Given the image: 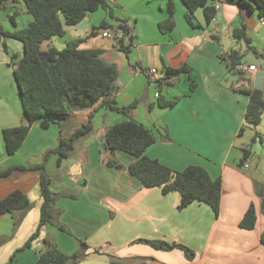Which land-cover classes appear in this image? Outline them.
<instances>
[{"label": "crops", "instance_id": "crops-1", "mask_svg": "<svg viewBox=\"0 0 264 264\" xmlns=\"http://www.w3.org/2000/svg\"><path fill=\"white\" fill-rule=\"evenodd\" d=\"M168 2L176 10V27L169 34H162L159 23L168 18ZM109 3L115 18L126 20L130 26L134 44L128 54L113 42L111 27L120 22L105 10L101 13L102 9L89 14L78 25L66 27V34L48 40L47 47L63 50L69 42L81 41V50H102V59L118 69L116 90L110 99L119 107L139 101L132 117L149 128L169 131L170 140L164 141L158 134L156 143L145 155L174 171L197 165L204 167L212 178L221 177L219 215L200 202L180 210L178 192L164 194L161 188L144 187L128 170L136 158H124L120 154L123 152L110 153L104 147L106 129L127 118L105 108L102 101L77 105L71 107L72 120L65 125L66 134L71 135L90 116L92 132L77 140L73 152L61 163L59 155L52 154L45 165L53 191L75 196L60 197L56 204L62 211L61 222L72 234L53 225L44 226L32 247L17 255L15 264H36L45 238L55 240L66 254L79 249L78 240L86 242L88 256L79 264H264V195L257 193V188L264 186V112L257 129L245 121L249 104L245 91L259 89L264 93V21L255 9H240L226 0L214 4L219 9L211 23L206 22L202 9L196 12L195 23L200 28H192L186 22L180 0ZM176 13L185 23L180 22L179 32ZM13 14L16 26L11 21ZM32 21L33 16L18 0L0 12V24L6 31L25 29ZM102 23L108 27H102ZM242 26L250 45L233 37L234 30ZM106 30L111 31L108 38L103 37ZM7 46L9 53L0 47V169H26H15L0 177V200L21 190L33 206L16 231L11 214L0 216V238H8L0 242V264H7L38 227L41 171L33 168L44 162L47 151L58 146L59 136L58 125L43 129L35 123L18 151L13 155L7 153L3 131L25 122L13 74L15 64L23 56V46L12 39ZM233 51L242 59L231 70L222 57ZM12 54L17 55L14 61ZM240 65L244 69H239ZM184 66L190 68L189 73L160 86L168 68ZM249 66L256 70H248ZM152 69H157V74H152ZM159 95L176 100V105L159 107ZM52 129L48 141L49 133L44 132ZM256 132L262 137L252 142ZM246 147L251 149L252 156L242 165ZM111 159L117 160L118 165L109 166ZM251 204L256 208V226L252 230L242 229L240 223ZM138 240L181 244L193 250L195 257L190 260L181 249L158 250Z\"/></svg>", "mask_w": 264, "mask_h": 264}, {"label": "trees", "instance_id": "trees-1", "mask_svg": "<svg viewBox=\"0 0 264 264\" xmlns=\"http://www.w3.org/2000/svg\"><path fill=\"white\" fill-rule=\"evenodd\" d=\"M18 1L24 6L27 13L33 16V21L27 28L13 32L6 31L0 24V47H3L9 53L7 41L10 39L20 42L23 46V56L15 64L13 74L25 122L17 128L3 131L7 153L13 155L18 151L35 123H39L43 129L58 125L59 136L58 146L47 151L44 155V162L33 168L41 171L42 205L38 227L25 244L12 255L7 264H15L17 255L32 247L33 242L39 238L44 226L53 225L61 231L72 234L69 228L61 222L62 211L56 207V204L60 197L75 198V196L73 194H57L53 191L52 179L47 173L45 165L52 154L59 155L58 163H61L62 159L69 157L73 152L76 141L92 132L94 124L93 116H90L88 121L71 135L66 134L65 125L72 120L71 107L77 105L94 104L102 101L105 108L127 118L106 129L104 147L110 153L120 151L135 157L136 160L129 166L128 170L130 175L136 177L144 187L161 188L164 194L178 192L181 196L180 210L194 202H200L210 206L215 215L218 216L222 198L221 177L212 178L204 167L197 165L188 166L182 171H174L159 160L151 159L145 155L147 149L156 143L158 134L162 140H170L169 131L165 129L164 132H161L159 129L149 128L136 121L132 117V111L136 109L139 101H134L128 106L119 107L115 100L110 99V96L116 90L118 69L115 64H108L102 59V50H81L79 48L81 41H71L63 50H58L55 47H50L47 50L41 48L42 43L45 41L54 37H63L66 34V27L78 25L89 14L100 9L105 10L111 18L116 19L109 0ZM180 1L185 7V20L192 28H200L195 23V14L199 9L203 10L207 23H211L216 17L217 10L214 4L218 0ZM226 1L250 12L255 9L258 16L264 21V0ZM16 2L17 0H0V12L9 5L16 4ZM167 11L168 18L159 23L162 34H169L176 27V10L172 2H168ZM15 15L11 16V21L16 26ZM116 20L120 22L117 26L118 30L123 33L122 38H115L117 47L120 51L128 54L134 44V38L130 35V26L126 20ZM102 27L107 28L108 26L102 23ZM111 29H114V27H111ZM233 37L237 41H245L248 45L251 43L245 26L235 29ZM253 51L256 52L255 49ZM15 59H17V55L12 54V60ZM222 59L227 61V66L231 70H234L240 64L242 56L233 51L223 56ZM189 72L190 68L185 66L179 69L168 68L165 82H160V86L174 81L183 73ZM194 88L195 85L192 84L191 89ZM245 93L249 96L245 121L246 124L257 129L262 122L264 112V93L259 89L246 90ZM176 103V100H166L159 95L158 106L161 108H172ZM245 127H242L240 135L245 131ZM261 137L256 132L252 142L258 138L261 139ZM243 155L242 165L252 156L251 149L243 148ZM108 165L113 167L118 165V162L111 159L108 161ZM15 169L26 168L10 167L0 169V177L8 176ZM257 193L263 196L264 186L258 187ZM32 206L33 203L27 194L21 190H14L7 197L0 200V216L11 214L14 217V231H16ZM256 222V208L254 204H251L240 223V227L252 230L255 228ZM7 239L0 238V242ZM261 240L264 243V233ZM137 242L163 251L181 249L188 259L192 260L195 257L193 250L181 244L152 240H138ZM78 244L79 249L76 252L66 254L58 248L55 240L45 238L43 247L38 251L36 264H79L87 258L89 246L82 240H78Z\"/></svg>", "mask_w": 264, "mask_h": 264}, {"label": "rangeland", "instance_id": "rangeland-1", "mask_svg": "<svg viewBox=\"0 0 264 264\" xmlns=\"http://www.w3.org/2000/svg\"><path fill=\"white\" fill-rule=\"evenodd\" d=\"M157 2H159V1H157ZM116 12H117V9L115 10ZM100 12L102 13L103 12V10H100ZM22 17V16H21ZM181 18H182V16H181ZM176 21H177V23H178V27H177V30H178V32L181 30V28H182V26H181V24H185V23H182V21H180V17H179V14L178 13H176ZM180 22H181V24H180ZM8 25H10V26H12V24H11V22H9V23H7ZM9 27V26H8ZM48 40L47 41H45L42 45H41V48L43 49V50H47V49H49V47H47V44H48ZM113 42H115V44L117 45V42H116V40H113ZM40 131L42 130V129H39ZM53 130L54 129H52V130H48V131H45L44 133H49V138H48V141L52 138V133H53ZM43 132V131H42ZM45 141H47V140H45ZM122 156H124V158H130V156L129 155H126V154H124V153H120ZM40 196H41V191H40Z\"/></svg>", "mask_w": 264, "mask_h": 264}, {"label": "built area", "instance_id": "built-area-1", "mask_svg": "<svg viewBox=\"0 0 264 264\" xmlns=\"http://www.w3.org/2000/svg\"><path fill=\"white\" fill-rule=\"evenodd\" d=\"M215 8H216V10H218V9H219V6L216 5ZM115 28H116V29H115ZM115 28L112 29V30L114 31V37L117 38V39L122 38V37H123V33H122V31L118 30L117 26H116ZM112 35H113V34H112ZM110 36H111V31H110V30H106V31L103 32V37H104V38H108V37H110ZM239 69H244V66H241V65H240V66H239ZM247 69L250 70V71H254V70H256V67H255V66H249ZM157 72H158L157 69H152V70H151V73H152V74H157Z\"/></svg>", "mask_w": 264, "mask_h": 264}]
</instances>
